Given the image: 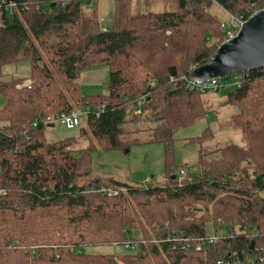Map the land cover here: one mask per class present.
I'll return each mask as SVG.
<instances>
[{"label":"trees","instance_id":"obj_1","mask_svg":"<svg viewBox=\"0 0 264 264\" xmlns=\"http://www.w3.org/2000/svg\"><path fill=\"white\" fill-rule=\"evenodd\" d=\"M89 1L0 0V264H235L228 252L264 250V68L242 73L224 101L237 108L230 124L243 145L205 149L209 127L185 139L199 145L198 173L179 168L173 148L179 129L205 117L202 92L185 77L223 40L210 5L247 20L264 0H177L175 10L135 15L119 0L106 30L84 12ZM21 62L29 76L7 78L3 68ZM99 67L106 93L81 95V72ZM73 109L86 112L77 134L48 141L44 120ZM152 143L163 146L166 184L107 187L116 193L80 184L97 148ZM210 219L218 238L182 247L206 237ZM126 242L132 251L120 255L83 251Z\"/></svg>","mask_w":264,"mask_h":264},{"label":"rangeland","instance_id":"obj_2","mask_svg":"<svg viewBox=\"0 0 264 264\" xmlns=\"http://www.w3.org/2000/svg\"><path fill=\"white\" fill-rule=\"evenodd\" d=\"M119 0H90L84 5L87 14L96 13L99 18L100 28L109 29L114 24L116 4ZM130 14L138 12L172 11L177 8V0H129ZM209 11L222 21L224 29L223 41L229 33L239 30L241 19L229 15L216 3H212ZM221 42V43H222ZM6 77L11 75L28 77L30 66L28 62L7 65L3 68ZM108 69L99 67L81 72L79 77L81 95H103L107 91ZM232 85L225 84L214 91H203V104L205 117L197 120L193 125L179 129L174 135L175 164L182 168L190 167V173H198L196 166L199 158L198 144H186L182 142L191 137H196L209 127L211 138L204 143L205 149L223 147L228 144L243 145L241 132L231 126L230 117L237 112V108L230 104H224L228 91ZM2 98L0 97V106ZM83 118V117H82ZM79 127L67 129L61 122H55L53 127L45 126L44 134L48 141H56L66 136L76 135ZM86 140H80L76 148H85ZM181 169H178V171ZM184 170V169H183ZM185 171V170H184ZM186 172V171H185ZM80 184L86 182L100 183L103 187H115L122 184L143 188L161 186L167 183L164 174V149L160 143L140 144L124 150H107L100 148L92 155L91 172L88 177L82 178ZM208 235L220 233L215 228L214 220L206 223ZM129 243V242H126ZM125 243V244H126ZM86 253H116L117 255L132 251L120 244H105L100 246L85 247Z\"/></svg>","mask_w":264,"mask_h":264},{"label":"water","instance_id":"obj_3","mask_svg":"<svg viewBox=\"0 0 264 264\" xmlns=\"http://www.w3.org/2000/svg\"><path fill=\"white\" fill-rule=\"evenodd\" d=\"M259 68H264V8L244 21L236 36L223 41L211 60L193 69L189 77L193 81L204 82ZM48 126L53 127V124ZM38 128H42L41 125ZM175 178L173 175L172 179ZM252 249L253 245L250 246Z\"/></svg>","mask_w":264,"mask_h":264},{"label":"built area","instance_id":"obj_4","mask_svg":"<svg viewBox=\"0 0 264 264\" xmlns=\"http://www.w3.org/2000/svg\"><path fill=\"white\" fill-rule=\"evenodd\" d=\"M252 15V14H251ZM250 15V16H251ZM246 20H242L239 22V29L241 25L244 23ZM239 31V30H238ZM238 31H233L232 33H229L228 37L226 39H231L236 36ZM225 39V40H226ZM196 67H191L190 72L195 69ZM241 74H236V75H230L226 77H216L209 79L204 82H198V81H193L190 79L189 75L185 77V80H187V87L190 89L197 88L201 92L203 91H214L219 89L221 86L225 84H230L232 86L238 85L240 81V76ZM31 83L30 80H25L23 82V86H29ZM85 111H82L80 109H73L72 111L68 113H61L58 116H49L44 120V123L46 125L53 124L55 122H61L67 129H74L76 127H79L82 123V117L85 114ZM134 113L138 114L140 113V109H136ZM37 124L35 123L34 126ZM186 172L181 169L176 172L175 177H177L178 181L181 182L185 178ZM101 192H107L109 191L110 193H116L117 191L115 190H110L107 189L106 187H101L99 189ZM220 221H217V224ZM216 225V223L214 222ZM216 228V227H215ZM218 238V234H213V235H207L206 237L200 238L198 240H190L189 238H182V247H192L195 250H200L203 245L205 244H211L213 243L216 239ZM125 248H131L130 243L124 244ZM228 260L234 259L235 264H264V250L254 248L251 253L248 256H245L244 258L240 259L238 256H234L231 252H228L227 254ZM228 262V261H227ZM229 263V262H228ZM217 264H223V260H219Z\"/></svg>","mask_w":264,"mask_h":264}]
</instances>
